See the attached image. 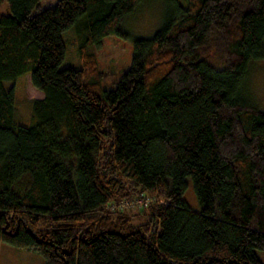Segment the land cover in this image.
<instances>
[{
  "label": "trees",
  "instance_id": "1",
  "mask_svg": "<svg viewBox=\"0 0 264 264\" xmlns=\"http://www.w3.org/2000/svg\"><path fill=\"white\" fill-rule=\"evenodd\" d=\"M40 1L0 0V242L46 264H263L264 107L239 87L264 58V0H186L134 39L110 89L92 52L61 67L62 34L76 25L87 45L127 37L121 21L141 0L34 12ZM27 72L44 92L30 125L16 122L4 83ZM188 177L197 210L183 198ZM142 192L158 199L107 207Z\"/></svg>",
  "mask_w": 264,
  "mask_h": 264
},
{
  "label": "rangeland",
  "instance_id": "2",
  "mask_svg": "<svg viewBox=\"0 0 264 264\" xmlns=\"http://www.w3.org/2000/svg\"><path fill=\"white\" fill-rule=\"evenodd\" d=\"M56 2L57 0H41L33 11L37 12L40 8ZM185 4L186 0H141L121 21V28L128 33V36L108 34L103 37L100 44L84 43V33L80 34L77 26L73 25L62 34L65 39L66 55L61 67L80 64L82 52H92L97 57L100 69L104 71L103 86L110 89L132 65L134 39L152 36L164 24L167 17L177 14L179 7ZM7 7L8 4L5 2L0 10L6 13ZM4 83L7 88L15 86L16 122L33 124L36 117L31 99L43 97L44 92L33 86L31 72L20 75L15 81L6 80ZM239 94L245 103L264 107V58H252L249 61L247 72L239 87ZM183 198L191 208L200 209L191 177H188V186ZM134 219L136 222H141L144 220V215L139 214ZM256 252L264 264V249H256ZM0 264H46V261L35 250L0 242Z\"/></svg>",
  "mask_w": 264,
  "mask_h": 264
},
{
  "label": "built area",
  "instance_id": "3",
  "mask_svg": "<svg viewBox=\"0 0 264 264\" xmlns=\"http://www.w3.org/2000/svg\"><path fill=\"white\" fill-rule=\"evenodd\" d=\"M158 198L155 195L147 194L142 192L140 194H135L130 197L123 198L121 200L111 201L107 204V207L113 211L116 210H125V209H133L139 208L141 209L149 202L154 201ZM160 201H163L162 198H159Z\"/></svg>",
  "mask_w": 264,
  "mask_h": 264
},
{
  "label": "crops",
  "instance_id": "4",
  "mask_svg": "<svg viewBox=\"0 0 264 264\" xmlns=\"http://www.w3.org/2000/svg\"><path fill=\"white\" fill-rule=\"evenodd\" d=\"M41 98V97H40ZM1 243H4V242H1ZM8 244V243H7Z\"/></svg>",
  "mask_w": 264,
  "mask_h": 264
}]
</instances>
